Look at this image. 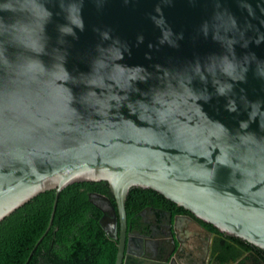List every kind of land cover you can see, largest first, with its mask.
<instances>
[{
    "label": "water",
    "instance_id": "1",
    "mask_svg": "<svg viewBox=\"0 0 264 264\" xmlns=\"http://www.w3.org/2000/svg\"><path fill=\"white\" fill-rule=\"evenodd\" d=\"M77 182L116 264L135 187L264 251V0H0V222Z\"/></svg>",
    "mask_w": 264,
    "mask_h": 264
},
{
    "label": "trees",
    "instance_id": "2",
    "mask_svg": "<svg viewBox=\"0 0 264 264\" xmlns=\"http://www.w3.org/2000/svg\"><path fill=\"white\" fill-rule=\"evenodd\" d=\"M101 195L108 196L116 206L107 182H77L65 187L46 234L54 190L15 210L0 222V264H115L118 242L101 224L104 211L96 204ZM157 198L169 201L153 189L132 188L126 205L129 219L136 222V212Z\"/></svg>",
    "mask_w": 264,
    "mask_h": 264
},
{
    "label": "flooded vegetation",
    "instance_id": "3",
    "mask_svg": "<svg viewBox=\"0 0 264 264\" xmlns=\"http://www.w3.org/2000/svg\"><path fill=\"white\" fill-rule=\"evenodd\" d=\"M104 197L101 195L96 204L103 206L100 207L104 214L111 217L117 214L119 218L117 203L116 206L112 201L107 203ZM169 201L157 198L145 204L136 212V222L129 219L127 211L130 251L126 248L125 255L130 254L129 264H138L139 258L148 264H188L184 259L186 255L195 258L198 264H264V254L257 250L258 247L220 232L212 224L197 219L190 211ZM112 206L116 213L112 211ZM120 232L118 221L117 231L112 236L117 239L118 251ZM230 250L232 253H229Z\"/></svg>",
    "mask_w": 264,
    "mask_h": 264
}]
</instances>
